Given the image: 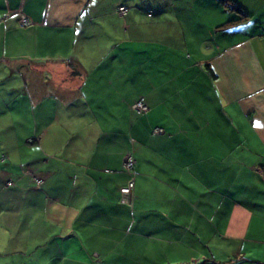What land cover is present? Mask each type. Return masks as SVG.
I'll return each mask as SVG.
<instances>
[{
  "label": "crops",
  "instance_id": "0c3cea01",
  "mask_svg": "<svg viewBox=\"0 0 264 264\" xmlns=\"http://www.w3.org/2000/svg\"><path fill=\"white\" fill-rule=\"evenodd\" d=\"M259 170L264 0H0V264H264Z\"/></svg>",
  "mask_w": 264,
  "mask_h": 264
},
{
  "label": "built area",
  "instance_id": "2783aa9c",
  "mask_svg": "<svg viewBox=\"0 0 264 264\" xmlns=\"http://www.w3.org/2000/svg\"><path fill=\"white\" fill-rule=\"evenodd\" d=\"M126 9L123 7H118L117 12L120 15H123L125 13ZM18 24L20 27H25L27 25V21L24 18H20L18 21ZM130 109L136 114V115H143L147 108L144 105V103L140 100L134 102ZM160 130L154 129L153 133H159ZM121 169L122 172L126 175L127 180L125 182V185L121 188L118 189V193L120 195L119 202L125 206H129L130 204V194L132 191L133 187V180L135 177V172H134V161L129 153H126L122 160H121ZM259 175L262 181L264 182V170H259ZM37 184L39 183L38 181L36 182Z\"/></svg>",
  "mask_w": 264,
  "mask_h": 264
},
{
  "label": "trees",
  "instance_id": "16d2710c",
  "mask_svg": "<svg viewBox=\"0 0 264 264\" xmlns=\"http://www.w3.org/2000/svg\"><path fill=\"white\" fill-rule=\"evenodd\" d=\"M223 3H224V5H225L224 7L226 8V10H229V11H231V12H234V13L240 15V11H239V9L236 8L232 3L228 2V1H223ZM240 16H242V15H240ZM245 18H246L245 16H242L241 19L238 20V22H240V21H244Z\"/></svg>",
  "mask_w": 264,
  "mask_h": 264
},
{
  "label": "rangeland",
  "instance_id": "374dc122",
  "mask_svg": "<svg viewBox=\"0 0 264 264\" xmlns=\"http://www.w3.org/2000/svg\"><path fill=\"white\" fill-rule=\"evenodd\" d=\"M107 3V2H106ZM105 8V7H104ZM104 8H102V9H104ZM106 9V8H105Z\"/></svg>",
  "mask_w": 264,
  "mask_h": 264
},
{
  "label": "snow or ice",
  "instance_id": "6c2138e0",
  "mask_svg": "<svg viewBox=\"0 0 264 264\" xmlns=\"http://www.w3.org/2000/svg\"><path fill=\"white\" fill-rule=\"evenodd\" d=\"M256 126L258 127L259 125L257 124Z\"/></svg>",
  "mask_w": 264,
  "mask_h": 264
}]
</instances>
